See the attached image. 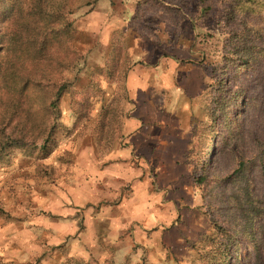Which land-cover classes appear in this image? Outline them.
I'll list each match as a JSON object with an SVG mask.
<instances>
[{
    "label": "rangeland",
    "instance_id": "374dc122",
    "mask_svg": "<svg viewBox=\"0 0 264 264\" xmlns=\"http://www.w3.org/2000/svg\"><path fill=\"white\" fill-rule=\"evenodd\" d=\"M230 2L75 0L83 59L64 73L57 127L0 157V264H195L212 222L227 225L219 179L240 153L264 199V69L224 74L244 90L220 117L241 136L209 163L218 175L198 186L187 157L225 67Z\"/></svg>",
    "mask_w": 264,
    "mask_h": 264
},
{
    "label": "trees",
    "instance_id": "16d2710c",
    "mask_svg": "<svg viewBox=\"0 0 264 264\" xmlns=\"http://www.w3.org/2000/svg\"><path fill=\"white\" fill-rule=\"evenodd\" d=\"M76 8L75 0H0V157L38 142L46 146L55 131L61 96L71 90L64 73L83 59L74 46L70 18ZM225 21L233 29L223 74L217 87L203 89L207 120L187 151L188 158L195 154L193 180L198 186L208 183L211 173L218 175L209 163L241 136L234 120H220L244 90L224 85L226 70L264 69V0H231ZM257 159L264 170V155ZM253 163L240 153L219 179L229 218L227 225L212 222V232L201 236L195 264H264V199L254 195Z\"/></svg>",
    "mask_w": 264,
    "mask_h": 264
},
{
    "label": "crops",
    "instance_id": "0c3cea01",
    "mask_svg": "<svg viewBox=\"0 0 264 264\" xmlns=\"http://www.w3.org/2000/svg\"><path fill=\"white\" fill-rule=\"evenodd\" d=\"M129 81H130V79H129ZM144 87H147V81H146V83H144ZM137 137H138V142H139V143H141L140 140L147 141V140H146V135H144V134H143V138H142L141 134H138ZM139 139H140V140H139ZM136 148H137V146H136Z\"/></svg>",
    "mask_w": 264,
    "mask_h": 264
}]
</instances>
